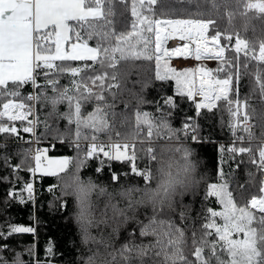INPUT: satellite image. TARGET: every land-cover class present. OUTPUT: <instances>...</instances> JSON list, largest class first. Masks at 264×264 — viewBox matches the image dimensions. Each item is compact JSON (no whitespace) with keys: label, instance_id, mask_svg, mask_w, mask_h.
Instances as JSON below:
<instances>
[{"label":"snow or ice","instance_id":"snow-or-ice-1","mask_svg":"<svg viewBox=\"0 0 264 264\" xmlns=\"http://www.w3.org/2000/svg\"><path fill=\"white\" fill-rule=\"evenodd\" d=\"M201 2L168 0L169 12L158 13L161 0H0V134L18 137L15 122L19 121L22 131L31 133L37 143L51 136L77 152L75 157L53 158L49 150L54 149L55 144L36 148L32 156L34 167L27 169L33 175L59 179L74 160L78 173L87 162L95 160L98 163L95 171L102 174L105 166L121 162L127 164L136 177H142L147 186L152 181L151 167L139 166L138 151L155 162V149L151 145L156 140L179 139L182 134L185 139L199 142L196 118L203 115L202 110L211 112L223 105L228 114L227 127L233 141L230 145L218 146L219 182L209 183L205 192V200L214 198L219 209L206 207L198 213L199 228L194 222L190 237L175 220L160 219L155 214L147 217L146 222L135 221L138 232H129L127 241L117 250L125 264L134 249L141 257H147L148 264H213V261L215 264H264V180L260 182L259 194L240 205L227 178L232 172L223 171L226 153L233 160L247 156V163L264 175V143L254 151L248 112L252 96L258 95L264 103V42L258 45L257 51L256 45L239 33L222 32L216 20L202 18ZM210 3L218 10L216 0ZM117 5L128 14L125 31L115 29ZM242 6L241 15L252 11L264 14V0H243ZM227 15L231 23L232 16ZM173 39H179L182 46L167 47L168 41ZM93 40L95 47L89 44ZM173 56L194 58L200 66L177 71L169 64ZM128 60L154 62L155 80L174 82V95L164 96L162 102L156 103L158 115L139 108L134 112L135 139L131 143L122 142L120 132L115 133L113 140L108 118L109 109L114 108L108 103V96L114 99V89L120 87L116 69L122 61ZM203 61H215L217 67L207 68ZM72 62L80 63L72 66ZM61 76L69 77L70 87L59 85ZM245 76L252 78L251 94L241 99L239 84ZM41 77L43 84L37 83ZM29 83L37 92L21 98L20 89ZM49 88L55 96L47 95ZM176 97L191 102L196 113L195 117H185L179 129L173 128L170 122L173 110L178 108ZM32 101H43L59 118L66 120L67 127L72 129L71 139L58 129L51 130L47 123L43 125L44 134L36 136L41 122L33 111ZM88 103H93L94 108L85 114L83 109ZM60 104H66L68 111L58 113ZM112 115L115 116L114 111ZM160 117L164 119L159 120ZM161 127L167 130L166 137ZM100 134L108 135L107 143L97 142ZM246 138L247 147L243 146ZM138 143L148 146L138 149ZM111 179L118 181L119 175L113 171ZM56 187L52 185L47 190L51 194ZM104 191L101 189L102 193ZM9 197L21 204L34 202V184L25 183L19 192L10 190ZM179 218L187 221V211L181 210ZM7 227V234L0 231V239L36 231L31 226L10 223ZM137 235L152 239L147 244L137 243ZM3 249L4 246H0V250ZM45 255L44 261L37 260L35 264H53L56 253L51 242ZM115 260L116 255H113Z\"/></svg>","mask_w":264,"mask_h":264},{"label":"trees","instance_id":"trees-1","mask_svg":"<svg viewBox=\"0 0 264 264\" xmlns=\"http://www.w3.org/2000/svg\"><path fill=\"white\" fill-rule=\"evenodd\" d=\"M158 13L163 11L169 12L168 0H161L157 7ZM195 11V9H193ZM205 19L216 20L219 30L226 31L224 28V20L220 9H214L211 6L210 0H202L201 9ZM115 19V29L117 32L125 31L126 20L128 15L124 12L120 5H117ZM235 33L249 41V38H254L251 33L242 34L239 30ZM234 39L232 43L234 44ZM224 43H227L226 41ZM91 46L95 47V41H89ZM258 51V44L256 45ZM233 55V53H229ZM191 58H186L182 62H189ZM80 62H72V66H77ZM172 68L177 71L183 69L195 68L187 66L178 68L169 61ZM203 65L210 69L217 67V62L203 61ZM200 63L197 64V67ZM99 70V67L97 66ZM111 71V70H109ZM118 73L119 89H114L116 95L113 99L108 96V103L113 104L114 108L109 109V121L112 125L111 134L113 139H116L115 133L122 132L127 127L128 121H134V112L139 108L140 111L157 113V102H162L161 98L164 96L174 95V82L166 81L160 82L155 80L156 66L154 62L145 60H128L122 61L116 69ZM59 85L61 87H70V80L68 76H61ZM251 80L250 76H245L239 84L240 98L251 94ZM37 83L43 84V78H39ZM11 87V85H10ZM32 89V84L24 85L21 91V98L26 97L25 94ZM37 91V89H36ZM47 95L53 97L56 93L51 88L48 89ZM107 95V94H106ZM178 108L173 110L171 117V124L173 128L179 129L185 117H195V109L191 102L176 97ZM248 112L250 120L253 123L251 127L252 140L251 145L255 149L264 142V103H262L257 96H252L249 100ZM125 105H128L126 108ZM94 104L88 103L84 106V113L93 111ZM68 111L66 104L57 106L58 113H65ZM115 112V116L112 112ZM203 115L196 118L199 125L197 135L200 137L199 142L193 141L190 138L185 139L181 134V138L189 144L196 152L200 163L202 165L201 172L204 177L203 183L193 194L187 195L183 198L179 209L171 215V217L160 216V219L175 220L178 226L185 229L186 234L190 237L193 230V223L198 229L200 221L196 219L198 213H202L206 207L219 209V205L214 198L205 200V192L209 183H218V167L220 166L221 155L218 152V146L230 145L233 141V136L229 131L228 114L224 111L223 105L219 110L211 112L202 110ZM52 114L50 115V113ZM36 116L41 122L36 128V136H42L45 132L44 123L50 126V129L59 130L64 134L68 140L71 139L69 133L71 128L67 127V121L59 118L56 112H53L50 106H47L43 101L36 102ZM5 123L7 121L5 120ZM21 127L22 125L19 124ZM19 136H11L7 134H0V231L5 234L8 232L7 225L10 223L16 226H31L36 229L35 234L23 233L8 236L7 239H0V246H4L0 250V264H11L14 258L20 257L22 264H35L37 260L44 261L46 259L45 249L49 242L54 244V251L56 255L53 257V264H80L81 248L78 242L77 229L74 227L70 214L72 212V200L66 198L60 186V180L54 177H44L41 174L33 175L27 169L32 167V158L30 156L32 145L30 142H22L21 130L19 128ZM243 134V133H240ZM26 134H24L25 136ZM246 136V134H244ZM99 139H108L107 134H100ZM163 139H158L151 146L155 149ZM44 147L49 144H55L54 149L49 150L50 155L70 157L77 156L71 147H67L66 143H59L49 136L47 139L41 140ZM148 145L137 144V148H146ZM243 146H249L247 138ZM138 163L141 168L151 167L154 162L148 160L143 151H138ZM224 160L227 163L223 166L225 173L232 172L230 177V190L233 192L235 200L238 204H246L249 197L259 194V187L262 175L257 171L256 167L247 163V156H237L235 160L231 159L226 153ZM244 160L245 163H240ZM239 164V167H237ZM19 166V168H17ZM98 163L95 160L87 162V165L81 168L80 172L83 176H91L98 182L104 185L105 190L109 186L118 187L122 182L128 184H136L137 186H144L145 183L142 177H136L131 173L130 167L121 162H112L111 166H105L103 173H97L95 169ZM115 171L119 175L118 181L111 179V173ZM249 173L252 175L250 176ZM34 176L39 180L34 185V202L21 204L16 199L9 197L10 190L19 192L27 182H32ZM6 178V179H5ZM57 185L53 193L48 192L49 186ZM26 195V194H25ZM185 210L188 213V220L181 221L179 212ZM150 211H145L139 220L145 221L150 215ZM136 231L138 227L135 224H129L125 232H121L117 236V243L124 244L128 239V233ZM152 238L136 237V242L144 244L149 243ZM190 243V240H189ZM31 249V252L29 251ZM215 264V261H213Z\"/></svg>","mask_w":264,"mask_h":264},{"label":"clouds","instance_id":"clouds-1","mask_svg":"<svg viewBox=\"0 0 264 264\" xmlns=\"http://www.w3.org/2000/svg\"><path fill=\"white\" fill-rule=\"evenodd\" d=\"M216 2L226 31L251 33L254 38L248 40L253 45L264 42V14L252 11L241 15L243 0ZM227 14L232 16L231 23ZM160 131L165 137L168 135L163 127ZM121 136L122 142L134 141V121L127 122ZM155 156L151 168L152 181L147 186L122 182L118 187L109 186L102 193L104 185L91 176L78 173L75 160L59 177L65 197L72 200L70 219L77 229L82 253L80 264H125L117 252L122 245L117 243L118 234L125 232L128 225L139 220L145 211H150L149 217L153 214L157 218L171 217L179 209L183 198L195 193L203 183L200 158L183 138L163 139L156 148ZM113 255H116L115 261ZM129 255L128 264H148L147 257H141L135 249ZM22 262L17 257L11 264Z\"/></svg>","mask_w":264,"mask_h":264},{"label":"built area","instance_id":"built-area-1","mask_svg":"<svg viewBox=\"0 0 264 264\" xmlns=\"http://www.w3.org/2000/svg\"><path fill=\"white\" fill-rule=\"evenodd\" d=\"M169 43H170V41H169ZM169 43H167V47H169L171 49V47H170L171 43H170V45H169ZM171 59H173V61H175L176 59L182 60V57L173 56ZM195 62H196V60L194 61V64H195ZM35 93H36V88L32 85V89L29 92H27L25 95L27 97V96L33 95ZM31 103H32V106H33V111H34V113L36 115V104H35V101H32ZM17 122H19V121H17ZM20 130H21V136H22V139L20 141L30 142L31 145H32L31 156H33V150H35L36 148H40V149H44L45 148L44 147V143L42 141L37 143L36 140H35V137H33L31 133H24L22 131V127H21ZM24 134H26V135L24 136ZM113 140H115V139H113ZM100 141H103V142L107 143L108 139H99L97 142H100ZM38 180L39 179L36 176H34L33 184L35 185L36 182H38Z\"/></svg>","mask_w":264,"mask_h":264},{"label":"rangeland","instance_id":"rangeland-1","mask_svg":"<svg viewBox=\"0 0 264 264\" xmlns=\"http://www.w3.org/2000/svg\"><path fill=\"white\" fill-rule=\"evenodd\" d=\"M174 39L173 40H170V43H171V45H170V43H169V41H168V43H169V45H170V47L171 48H176V47H178V46H182V42H179L178 44H174ZM63 46V45H62ZM94 47V46H93ZM178 57V56H177ZM181 59V58H180ZM180 59H176L175 61H173V59H170L169 61H171V63L172 64H174V65H176L178 68H184V67H187V66H193V67H195V68H197V64L198 63H200V62H195V64H194V61H195V59L194 58H191V60H189V62H182L183 60H185L186 58H183L182 57V60H180ZM209 63H212V61H208ZM198 83V82H197ZM37 92V91H36ZM26 96V95H25ZM249 123H250V125H251V127L253 126V123H252V121L250 120L249 121ZM19 124H21L20 122H15V126L17 127V129H18V132H19V128L21 129V127L19 126ZM20 133V132H19ZM23 142V141H22ZM25 142V141H24ZM155 143V142H154ZM264 143V142H263ZM30 156H31V153H30ZM31 158H32V156H31ZM57 158H59V157H57ZM32 167H34V160L32 159ZM261 180H264V175H262V178H261ZM255 195H258V194H255ZM253 196V195H252ZM251 198V196L249 197V199Z\"/></svg>","mask_w":264,"mask_h":264},{"label":"bare ground","instance_id":"bare-ground-1","mask_svg":"<svg viewBox=\"0 0 264 264\" xmlns=\"http://www.w3.org/2000/svg\"><path fill=\"white\" fill-rule=\"evenodd\" d=\"M174 44L176 45V44H178L179 42H181L179 39H174ZM35 104H36V102H35Z\"/></svg>","mask_w":264,"mask_h":264},{"label":"crops","instance_id":"crops-1","mask_svg":"<svg viewBox=\"0 0 264 264\" xmlns=\"http://www.w3.org/2000/svg\"><path fill=\"white\" fill-rule=\"evenodd\" d=\"M50 156L53 157V158L62 157V156H54V155H50Z\"/></svg>","mask_w":264,"mask_h":264}]
</instances>
